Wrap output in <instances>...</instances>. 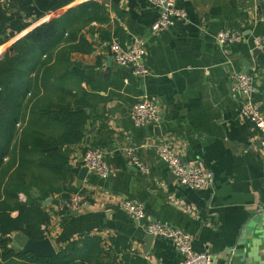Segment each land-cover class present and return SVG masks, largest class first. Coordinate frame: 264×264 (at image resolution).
I'll list each match as a JSON object with an SVG mask.
<instances>
[{"label":"crops","instance_id":"1","mask_svg":"<svg viewBox=\"0 0 264 264\" xmlns=\"http://www.w3.org/2000/svg\"><path fill=\"white\" fill-rule=\"evenodd\" d=\"M89 1L103 10L100 21L79 32L92 51L73 52L71 59L90 75L91 118L70 156L72 185L88 203L69 210L63 203L73 192L47 198L46 237L57 249L86 233L106 243L118 236L127 241L129 255L136 253L147 264H179L181 256L168 239L153 236L145 250L146 222L162 221L188 232L193 249L210 253L213 264H264V148L240 112L239 95L230 91L235 75L252 74L264 113V52L253 53L252 39L264 38V0H176L185 18L159 32L150 30L158 10L147 0H8L0 2V53L38 25L76 14V7ZM225 29L244 41L220 44L215 36ZM137 37L145 40L147 76L136 77L113 60L107 65L112 39L128 47ZM144 97L158 104L159 120L137 127L130 109ZM163 141L183 163L210 171L211 185L181 186L155 152ZM126 148L148 172L129 163ZM88 149L103 153L111 173L101 178L88 172L77 188ZM124 200L141 204L147 218L127 214ZM120 261L119 254L105 264Z\"/></svg>","mask_w":264,"mask_h":264},{"label":"trees","instance_id":"2","mask_svg":"<svg viewBox=\"0 0 264 264\" xmlns=\"http://www.w3.org/2000/svg\"><path fill=\"white\" fill-rule=\"evenodd\" d=\"M74 11L38 25L0 53V264H105L119 254L118 264H147L129 255L127 241L118 236L106 243L82 234L52 257L24 254L9 243L15 232L46 237L50 214L43 202L76 190L70 156L91 118L93 92L90 75L71 54L92 51L79 32L100 21L103 10L89 1Z\"/></svg>","mask_w":264,"mask_h":264},{"label":"built area","instance_id":"3","mask_svg":"<svg viewBox=\"0 0 264 264\" xmlns=\"http://www.w3.org/2000/svg\"><path fill=\"white\" fill-rule=\"evenodd\" d=\"M8 0H0L6 3ZM157 10V19L150 26L152 32H159L173 25L178 19H184L186 14L177 5L176 0H147ZM262 21V19H261ZM216 41L222 45H235L242 43L244 37L231 29H225L217 33ZM253 47L264 52V38L261 35L253 36ZM109 50L113 62L122 68L130 70L136 77H145L149 74V68L144 63L146 44L142 37H137L128 47L122 46L116 39H112ZM232 95L238 94L240 99V112L252 125L256 138L264 148V113L256 101L257 87L252 74L238 73L230 84ZM130 118L135 126L144 127L149 123H156L159 120L158 104L147 97L136 102L130 109ZM155 152L163 161L169 171L174 175L176 181L184 187L200 189L210 186L212 173L200 165H188L182 162L180 156L168 142L155 144ZM125 157L129 163L148 172L131 148H126ZM83 165L87 171L101 178H107L111 169L104 159L100 150L88 149L83 155ZM88 203V197L79 189L71 193L63 205L69 210H76ZM122 209L138 221L147 218L144 207L134 201L124 200L121 202ZM145 231L154 236H160L172 242L181 256L179 264H213L212 255L208 252H197L193 249L192 236L177 227L168 225L162 221H147ZM10 237V236H9Z\"/></svg>","mask_w":264,"mask_h":264},{"label":"water","instance_id":"4","mask_svg":"<svg viewBox=\"0 0 264 264\" xmlns=\"http://www.w3.org/2000/svg\"><path fill=\"white\" fill-rule=\"evenodd\" d=\"M259 51L258 48H256L253 53L256 54ZM112 61V58L110 57L107 59V65H110V62ZM244 71H247V67H249L248 62H244L243 64ZM87 133H91V129L87 130ZM89 138V137H88ZM87 138V143H88ZM82 161V158L80 159ZM88 173L87 168L85 166H82L78 172L77 179H76V187L80 188L83 180L86 177V174ZM45 201L43 202V205H45ZM153 234L147 233L146 234V247L150 244V241L153 238ZM9 243L13 249L16 251H20L24 254L30 253L38 257H52L57 254V249L53 245L52 241L48 237H44L43 239H32L25 235L22 232H15L12 237L9 240Z\"/></svg>","mask_w":264,"mask_h":264},{"label":"bare ground","instance_id":"5","mask_svg":"<svg viewBox=\"0 0 264 264\" xmlns=\"http://www.w3.org/2000/svg\"><path fill=\"white\" fill-rule=\"evenodd\" d=\"M12 237V235L10 236V238Z\"/></svg>","mask_w":264,"mask_h":264},{"label":"rangeland","instance_id":"6","mask_svg":"<svg viewBox=\"0 0 264 264\" xmlns=\"http://www.w3.org/2000/svg\"><path fill=\"white\" fill-rule=\"evenodd\" d=\"M1 51V50H0Z\"/></svg>","mask_w":264,"mask_h":264}]
</instances>
